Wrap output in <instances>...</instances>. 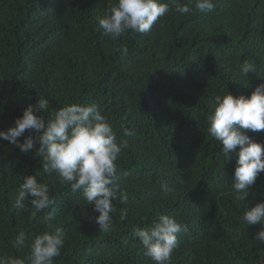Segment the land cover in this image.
<instances>
[{"label": "trees", "instance_id": "16d2710c", "mask_svg": "<svg viewBox=\"0 0 264 264\" xmlns=\"http://www.w3.org/2000/svg\"><path fill=\"white\" fill-rule=\"evenodd\" d=\"M178 2L193 11L173 10L149 33L113 41L98 21L116 0H0V131L43 97L49 110L37 115L46 118L70 104H97L117 142L128 145L116 161L112 228L103 232L82 190L45 173L35 151L21 153L0 140V257L27 261L36 236L62 229L54 264H155L133 231L168 215L188 229L169 264L264 260V243L253 239L264 226L241 219L247 207L264 202V173L245 201L235 200L239 148L227 159L207 132L216 96L248 97L264 83V0H213L208 14L194 0ZM245 61L255 66L247 76L240 71ZM246 133L264 144V131ZM24 176L49 186V209L33 215L28 201L25 209L13 207ZM21 231L25 244L14 246Z\"/></svg>", "mask_w": 264, "mask_h": 264}, {"label": "clouds", "instance_id": "9594fccd", "mask_svg": "<svg viewBox=\"0 0 264 264\" xmlns=\"http://www.w3.org/2000/svg\"><path fill=\"white\" fill-rule=\"evenodd\" d=\"M194 8L206 14L215 11L213 0H194ZM173 10L186 15L193 11V7L178 0H116L109 5L98 24L103 35L117 41L126 32L149 33L160 18ZM117 51L126 55L128 49L121 46ZM240 71L247 76L254 73L255 66L245 61ZM215 103L217 106L209 117L207 132L221 143V153L227 159L239 148L231 189L235 200L245 201L249 195L247 189L255 184L260 173H264V144L246 133V130L264 131V83H260L248 97H236L228 91L226 95L216 96ZM48 110L49 100L41 97L15 119L14 126L0 131V140L15 145L21 153L35 151L42 158L45 173L58 174L61 182L69 184L73 192L82 190L86 203L93 205V211L99 213L95 222L100 231L111 230V214L116 211L113 201L118 190L115 184L116 161L128 147L127 142H117L116 133L95 103L70 104L53 111L47 118L37 115ZM26 130H33L35 135L24 136ZM124 134L130 133L126 131ZM20 137H24L23 142L18 139ZM37 143L38 148L34 147ZM25 201L35 210L33 215L54 204L49 186L39 182L37 176H24L13 207L25 209ZM241 219L248 226H264V202L256 203L250 209L247 207ZM45 220L51 228V214ZM187 230V225L175 217L160 215L150 228H136L133 237L139 239L145 255L155 264H169L171 254L178 247L179 233ZM26 239V233L21 231L13 244L23 246ZM253 239L264 243V227ZM64 241L62 229L54 233L44 232L32 241L27 261L0 257V264H54V259L61 255ZM257 264H264V260L257 261Z\"/></svg>", "mask_w": 264, "mask_h": 264}]
</instances>
